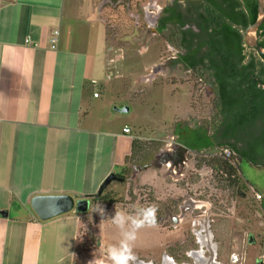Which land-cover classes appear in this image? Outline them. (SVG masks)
<instances>
[{
	"label": "crops",
	"instance_id": "1",
	"mask_svg": "<svg viewBox=\"0 0 264 264\" xmlns=\"http://www.w3.org/2000/svg\"><path fill=\"white\" fill-rule=\"evenodd\" d=\"M101 6L102 0H0V264H76L83 214L41 220L31 207L35 196L91 199L111 174L152 182L173 159L156 164L166 149L146 143L161 141L93 120L106 80L120 77ZM172 144L186 161L190 151Z\"/></svg>",
	"mask_w": 264,
	"mask_h": 264
},
{
	"label": "rangeland",
	"instance_id": "2",
	"mask_svg": "<svg viewBox=\"0 0 264 264\" xmlns=\"http://www.w3.org/2000/svg\"><path fill=\"white\" fill-rule=\"evenodd\" d=\"M118 1L102 0L100 16L112 58L120 57V77L106 80L100 106L92 111L93 120L97 124L106 120L109 128L120 127V131L129 125L136 136L155 137L166 149L158 155L163 163L174 154H167L171 151L167 145L170 140L177 141L178 126L205 125L210 133L218 128L214 94L196 73L180 65L168 67L177 52L166 31L156 33L155 22L162 8L174 0ZM218 149L188 152L184 164L178 153L152 182H143L141 175L138 184L133 180L112 182L103 193H119L121 202L109 208L105 205L103 217L89 210L83 214L76 264H88L94 253L100 257L105 246L119 241L120 232L109 220L116 209L132 211L133 206L149 205L158 209L157 224L138 233L135 264H179L170 254L186 257L183 264H234V254L239 259L236 264H264V211L255 190L244 183L264 193V167L241 158L240 186L245 199L236 198L227 184L222 188L209 167H195L196 161L212 160ZM90 201L95 204L94 198ZM211 255L217 260L209 261Z\"/></svg>",
	"mask_w": 264,
	"mask_h": 264
},
{
	"label": "trees",
	"instance_id": "3",
	"mask_svg": "<svg viewBox=\"0 0 264 264\" xmlns=\"http://www.w3.org/2000/svg\"><path fill=\"white\" fill-rule=\"evenodd\" d=\"M197 4L189 8L194 17L185 21L179 16L180 13L173 21L177 24L174 29L179 33L175 35L180 43L169 41L186 50V53L179 55L172 66L182 63L212 90L213 109L220 122L214 133H210L205 125H184L177 127L176 135L185 148L196 154L217 149L219 131L227 139L232 137L235 142H228L223 147L233 152L232 159L220 155L221 148L216 150L212 160L202 164L196 161L195 167L197 170L202 166L209 167L222 188L227 184L235 191L236 198L245 199L240 186L243 177L237 167L239 160L244 158L250 163L264 166V88L259 85H264V54L249 47L247 53L244 41L245 30L258 19V3L257 0H199ZM172 10L168 6L164 12L166 14ZM168 23V19H163L159 33L165 32ZM186 24L196 25L200 32L196 33L192 28L182 30ZM258 37L264 48V21L258 29ZM248 134H252L253 138L246 139ZM246 140L249 142L247 148L236 146L237 143H246ZM153 143L157 144L156 151L163 145L162 142L152 141L146 144ZM119 196V193L107 192L94 198V202H100L103 207L109 205V208L110 204L121 202ZM260 206L263 209L262 203ZM171 255L178 262L186 258Z\"/></svg>",
	"mask_w": 264,
	"mask_h": 264
},
{
	"label": "clouds",
	"instance_id": "4",
	"mask_svg": "<svg viewBox=\"0 0 264 264\" xmlns=\"http://www.w3.org/2000/svg\"><path fill=\"white\" fill-rule=\"evenodd\" d=\"M88 207L89 212H97L102 217L105 215V209L100 202L93 205L88 201ZM157 211L154 205L140 208L133 206L132 211L116 209L114 216L109 220L120 232L119 241L105 246L100 257L94 253V258L88 264H135L137 257L134 253V245L138 233L145 227L156 226Z\"/></svg>",
	"mask_w": 264,
	"mask_h": 264
},
{
	"label": "water",
	"instance_id": "5",
	"mask_svg": "<svg viewBox=\"0 0 264 264\" xmlns=\"http://www.w3.org/2000/svg\"><path fill=\"white\" fill-rule=\"evenodd\" d=\"M259 16L257 21L250 25L244 32V41L249 48L256 49L259 53L264 54V48L259 43L258 29L264 21V0H257ZM264 88V85L259 84ZM125 111H128L125 108ZM185 152L189 149L185 148ZM185 159L182 157L180 163L184 164ZM122 178L116 174L109 175L101 184L97 193L93 198H98L103 194L104 190L114 181H121ZM88 201L90 197L75 199L70 195H38L31 200V207L36 215L41 220H48L71 211L78 214H85L88 212Z\"/></svg>",
	"mask_w": 264,
	"mask_h": 264
},
{
	"label": "flooded vegetation",
	"instance_id": "6",
	"mask_svg": "<svg viewBox=\"0 0 264 264\" xmlns=\"http://www.w3.org/2000/svg\"><path fill=\"white\" fill-rule=\"evenodd\" d=\"M198 1L199 0H193V1H189V0H174V2H171V4L170 5H167V6H165V7H163L162 8V10H161V12L159 13V16H158V18H157V20H156V22H155V24H156V26H155V31H156V33L158 34L159 33V31H158V29H160V27L162 26V21H163V19L165 20V19H168V21H169V23L167 24V28L165 29V31L170 35V38H171V40H174L175 42H177V43H180V39L178 38V37H176V32H177V34H179L178 33V31H176L174 28H176L177 27V24L175 25L174 24V22L173 21H175V19L178 17V15L182 18V20H185V21H187L188 19H189V17H194V16H191V14H190V7H194V4H197L198 3ZM121 3L122 2V0H120V1H118L117 3ZM168 6H170V7H172L173 8V10L171 11V12H167L166 14H165V12H164V9L166 8V7H168ZM197 6H198V4H197ZM189 28H192V30L194 31V32H196V33H199L200 32V30H199V28L196 26V25H189V24H186L185 26H183V28H182V30H187V29H189ZM160 34V33H159ZM171 43V42H170ZM172 44V43H171ZM172 46L176 49V52H177V54L175 55V57L173 58V59H171L169 62H168V67H170L171 69H175L178 65H180L183 69H185V70H187L186 68H185V66L182 64V63H177V64H175L174 66H172V64H173V61H175V60H178L179 59V55H183L184 53H186V50H184L183 48H178V47H176V45H174V44H172ZM245 46L247 47V45H246V43H245ZM202 50H205V48H203ZM188 71H192V72H194L193 70H189L188 69ZM195 73V72H194ZM220 132V131H219ZM219 132H218V134H217V146H216V148H219V149H221V148H223L224 146H225V144L226 143H234L235 141L232 139V137L230 138V139H227V138H225V137H223L222 135H221V137L219 136ZM184 134H185V131H184ZM249 136V137H248ZM248 136H247V138L246 139H248V138H253V135L251 134H248ZM178 138H179V136L177 135V141L175 140V141H173V147L175 148L176 147V143H180L179 141H178ZM223 139V140H222ZM249 142L246 140V143L245 142H243V143H237L236 144V146H238L239 148H241V149H245V148H247L248 146H247V144H248ZM172 151H174V154H173V156H176L177 157V154H178V150H176V148L175 149H173ZM169 152V151H168ZM168 155H171L172 153H171V151L169 152V153H167ZM241 161L242 160H239V162H238V164H237V167H238V170H239V172H240V164H241ZM160 162H159V160H157L156 159V164H159ZM248 163H250V162H248ZM251 165H254V166H257V167H260L259 165H255V164H253V163H250ZM169 166H171L170 164H169ZM261 167H264V166H261ZM131 173H132V171L130 170V172H129V175H130V177H131ZM121 178H122V180L120 181V182H126L127 180H129V177H128V175H124V176H120ZM247 187L250 189V186H248L247 185ZM260 202L262 203V205H263V211H264V196H262V199L260 200ZM170 257L174 260V262H178L177 260H176V258H174L171 254H170ZM216 261L217 260V258H215V260H214V257H212V255H211V258H210V260L209 261ZM184 261V260H183ZM183 263H185V262H179V264H183Z\"/></svg>",
	"mask_w": 264,
	"mask_h": 264
},
{
	"label": "built area",
	"instance_id": "7",
	"mask_svg": "<svg viewBox=\"0 0 264 264\" xmlns=\"http://www.w3.org/2000/svg\"><path fill=\"white\" fill-rule=\"evenodd\" d=\"M59 31L58 30H55L51 36V39H50V47L52 50H55L57 47H58V44H59ZM93 85L96 84V81H93L92 82ZM99 96V93L96 92L94 93V97H98ZM123 131L125 133H129L131 131V129L129 127H125L123 129ZM220 155H222L224 158L226 159H232L233 158V152L229 149V148H223L220 152H219ZM256 198L258 199V201H260L262 199V195L260 194H256ZM231 260L234 264H236L239 259H238V256L237 255H232L231 257Z\"/></svg>",
	"mask_w": 264,
	"mask_h": 264
}]
</instances>
